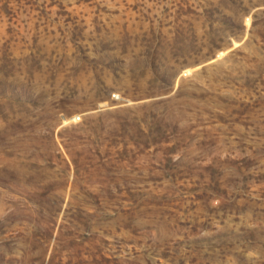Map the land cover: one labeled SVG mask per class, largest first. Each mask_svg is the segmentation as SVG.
Instances as JSON below:
<instances>
[{
    "label": "rangeland",
    "instance_id": "374dc122",
    "mask_svg": "<svg viewBox=\"0 0 264 264\" xmlns=\"http://www.w3.org/2000/svg\"><path fill=\"white\" fill-rule=\"evenodd\" d=\"M0 264H264V0H0Z\"/></svg>",
    "mask_w": 264,
    "mask_h": 264
}]
</instances>
